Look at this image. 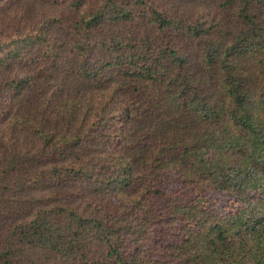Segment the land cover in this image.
Wrapping results in <instances>:
<instances>
[{
  "label": "trees",
  "instance_id": "16d2710c",
  "mask_svg": "<svg viewBox=\"0 0 264 264\" xmlns=\"http://www.w3.org/2000/svg\"><path fill=\"white\" fill-rule=\"evenodd\" d=\"M45 1L83 6L77 32L62 40L60 15L0 17V64L39 49L111 102L79 131L69 101L75 135L55 138L11 111L30 75L0 81L10 124L40 138L0 148V264H264V0H222L223 18L147 0ZM136 117L150 140L140 170L117 153ZM91 144L109 159L60 162ZM76 184L86 199L58 201ZM130 188L135 199L118 197Z\"/></svg>",
  "mask_w": 264,
  "mask_h": 264
},
{
  "label": "rangeland",
  "instance_id": "374dc122",
  "mask_svg": "<svg viewBox=\"0 0 264 264\" xmlns=\"http://www.w3.org/2000/svg\"><path fill=\"white\" fill-rule=\"evenodd\" d=\"M16 1V2H15ZM0 0L3 9H0V17H9L15 15L11 19L10 25L31 23L35 26L41 19L47 18L50 15L65 16L61 23L55 24V33L62 40L67 38V33L73 35L77 32V20L83 9V6L76 8L68 3V1L57 2L52 4L50 1L43 0ZM152 4H160L175 10L185 17L196 18L201 15L227 17L230 16V11L226 14L221 9L222 0H147ZM87 3H92V0H86ZM65 20H70L74 28L67 25ZM132 25V24H131ZM69 49V48H68ZM39 49L31 48L26 56L30 59L6 60L0 64V81H5L14 76L30 75V86L25 89L18 101H14L11 111H15L19 116H22L27 122L35 125L41 130L54 132L55 138H60L62 135L69 137L75 135L71 128L67 127L64 117L67 116V106L69 101L76 102L79 105L75 111L74 122L80 123L81 128L87 129L90 121L95 115H99L101 111H105L111 100L107 95V89H101L91 81L83 80L76 76H66L62 69L54 67L51 63H46L42 56H39ZM5 92L0 93V148H14L19 146L32 149L40 146V138L38 133L32 129H26L20 125L13 127L10 124L9 117L4 113L3 97ZM110 106V105H109ZM4 113V115H3ZM138 117V115H136ZM136 117L130 123L131 135L129 138L130 145L122 147L119 152L122 158L132 159L134 170H140L142 157H137L136 154H142L148 151V148L143 144L148 143L146 135L138 131L141 130V121ZM57 119V120H56ZM188 117L182 115L180 122L184 123ZM140 136V139H139ZM71 137V136H70ZM84 141V140H83ZM148 155V153H147ZM147 157V156H146ZM145 157V159H146ZM100 158L109 159L104 147L97 144H91L90 147H80L67 154L60 160L61 163H71L73 161L83 162L88 165H93ZM79 185H73L67 188H61L55 194L58 201L70 202L71 206L80 203L86 197L81 195ZM43 193H37L41 195ZM138 195V189H128L119 192L118 197L122 199H135ZM146 249V257L148 259L157 258L156 250Z\"/></svg>",
  "mask_w": 264,
  "mask_h": 264
}]
</instances>
